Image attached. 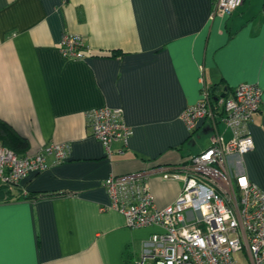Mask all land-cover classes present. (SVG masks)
Listing matches in <instances>:
<instances>
[{"label":"crops","instance_id":"0c3cea01","mask_svg":"<svg viewBox=\"0 0 264 264\" xmlns=\"http://www.w3.org/2000/svg\"><path fill=\"white\" fill-rule=\"evenodd\" d=\"M213 1L0 0V135L7 127L27 141L20 156L68 145L64 161L48 156L47 169L0 200V264H133L159 229L126 226L103 181L209 147L210 120L190 131L180 118L202 89L215 98L243 83L262 88L248 126L254 148L228 165L264 190V0H243L230 15L214 13ZM64 34L84 38L83 58L61 55ZM103 106L121 107L133 130L110 159L86 122ZM216 131L230 137L222 123ZM147 181L158 208L181 188ZM48 193L56 194L40 197Z\"/></svg>","mask_w":264,"mask_h":264},{"label":"built area","instance_id":"2783aa9c","mask_svg":"<svg viewBox=\"0 0 264 264\" xmlns=\"http://www.w3.org/2000/svg\"><path fill=\"white\" fill-rule=\"evenodd\" d=\"M242 2L214 0L212 11L230 15ZM83 39L64 34L59 42L61 55L83 58ZM261 102L262 88L256 83L236 86L230 97L213 98L202 89L199 100L185 107L180 118L188 129H194L198 120H210L215 134L209 147L170 167L111 173L104 179L111 206L124 216L126 226L159 229L149 236L133 264H264V190L228 165L229 156L253 150L248 126ZM86 122L107 159L124 153L133 131L121 107L94 108ZM218 123L229 130L228 139L216 131ZM114 142L121 143L116 150ZM67 155L66 143L49 144L24 156L0 144V184L16 186L27 174L47 169L48 156L59 163ZM155 175L181 183L175 200L163 208L155 206L147 183Z\"/></svg>","mask_w":264,"mask_h":264},{"label":"trees","instance_id":"16d2710c","mask_svg":"<svg viewBox=\"0 0 264 264\" xmlns=\"http://www.w3.org/2000/svg\"><path fill=\"white\" fill-rule=\"evenodd\" d=\"M210 92H213L210 90ZM211 94V93H210ZM6 129L8 132H6ZM190 131L193 129H189ZM133 131V130H132ZM2 132H4L3 134L0 135V141L2 143L3 146L8 147L10 149H12L17 155H22L23 152H25V150L27 149V141L24 138H19L16 137L15 134L13 133V130L8 129L7 127L2 128ZM45 147V146H44ZM15 186H11L8 184H0V200H7L10 199L12 196H16L13 193V188ZM56 193H48V194H41L40 197H49L52 196ZM38 196L37 195H32L29 196L30 198H36ZM39 198V197H37Z\"/></svg>","mask_w":264,"mask_h":264}]
</instances>
